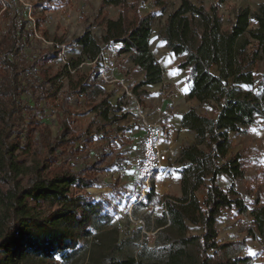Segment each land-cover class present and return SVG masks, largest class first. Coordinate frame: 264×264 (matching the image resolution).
<instances>
[{"label": "trees", "instance_id": "16d2710c", "mask_svg": "<svg viewBox=\"0 0 264 264\" xmlns=\"http://www.w3.org/2000/svg\"><path fill=\"white\" fill-rule=\"evenodd\" d=\"M65 1L36 0L29 6L20 0H0L7 22L5 35H0V264H57V258L62 264H72L84 249L81 242L90 238L88 264H249V257L229 256L233 242L219 241L217 224L224 208H245L242 199L232 198L237 192L222 186L220 177L244 178L241 154L228 157L232 134H245L264 113V93L259 96L242 87L255 82L251 66L264 57V0L252 14L255 28H250V16L240 8L231 27L225 29L217 6L208 10L192 0H181L167 14L160 38L169 51L183 56L178 68L188 70L187 98L202 104L214 102L218 110L210 116L192 108L183 116L182 125L194 131L195 141L181 153L182 194L161 195L152 185L145 196L148 202L165 207L156 219L151 260L142 252L127 253L118 229L107 227L113 219L108 204L81 193L104 184L99 174L127 167L126 153H114L117 144L109 136V126L131 113L127 94L113 104L110 99L115 90L105 92L94 78L89 81L84 74H71V68L78 72L76 61L64 65L63 72H39L42 63L61 58L63 39L45 46L42 39L50 38L43 27L45 15L35 16L34 11ZM147 1L139 0V4ZM157 5L166 11V3ZM110 6L119 7V15L103 18L99 38L86 28L73 42L82 47L84 59L95 62L103 60L113 46L119 55L129 54L135 67L144 70V78L132 88L142 99L149 95L145 86L159 83L164 73L151 49L157 15L142 14L140 6L130 0H102L99 13ZM252 40L256 47L249 53ZM65 77L69 89L53 104ZM69 93L85 97L95 112L80 133L71 126L74 108ZM97 117L104 122L94 128ZM130 128L116 127L119 131ZM95 136L108 139L101 154L80 164L69 163L86 151ZM202 189L207 192L200 200L197 192ZM252 214L264 235V206ZM190 225L202 231L191 234Z\"/></svg>", "mask_w": 264, "mask_h": 264}, {"label": "rangeland", "instance_id": "374dc122", "mask_svg": "<svg viewBox=\"0 0 264 264\" xmlns=\"http://www.w3.org/2000/svg\"><path fill=\"white\" fill-rule=\"evenodd\" d=\"M23 4L33 6L36 0H20ZM181 0H148L139 4V0H130V4H137L142 14L149 12L156 13L154 28L151 38V45H155L161 36L167 14L177 8ZM197 4H203L208 10L212 6L219 8V13L223 18V26L229 29L235 18L238 9H243L250 16V28L257 27V22L252 14L257 11L262 0H192ZM157 2L166 3V11L162 12ZM100 0H66L62 5L51 4L48 10L41 6L35 9V16L45 15L43 27L48 31L49 40L42 39L45 46L52 47L58 39L62 38V55L61 58L55 59L48 63H42L39 72L42 74L46 71L63 72V66L76 61L78 72L71 68V74L77 76L84 74L88 80L95 79L103 90H109L110 84H115V90L125 92L126 87L129 90L143 79L142 72L139 68H129L131 57L129 54L119 55L117 46H113L105 51L103 60L95 62L82 57V47L73 42V38L83 33L86 28H91L96 37L103 34L101 22L103 18H111L110 15H119V7L105 9L99 13ZM0 8V35H5L7 31V22L2 15ZM133 12H130L132 15ZM33 15L32 17L35 18ZM118 17V16H117ZM59 46V45H58ZM256 47L255 41L248 46V52L251 53ZM178 68V65H176ZM251 69L255 75V82L252 85H243L244 90H252L256 95L263 96L264 93V57L259 59ZM212 71H216L213 66ZM187 79V76H186ZM64 87L59 97L55 100L56 104L62 98V91L69 89V81L65 77ZM74 113L71 116V126L75 133L85 131L90 122L95 117V112L90 110L86 104V98L69 93ZM97 100L100 96L96 97ZM146 96L139 99L141 103L146 104ZM116 102L117 97L110 99ZM214 102L205 104L201 103L198 108L200 113L215 116L217 107ZM51 104V103H49ZM129 105L131 113L127 118L116 122L109 127L112 128V140L117 144L113 149L126 153L124 163L125 169L115 171H105L100 175L104 180L101 187H92L82 190L81 193L90 194L94 200L103 199L107 204V211L113 217L107 227L118 229L119 238L125 245L126 252L129 254H144L146 260L154 258L152 249L156 246L158 229L156 219L162 216L165 211L163 204L156 205L145 199L152 185L155 186L156 192L161 195L180 196L182 194L180 187L181 174L178 170L182 167L181 156H171L167 166L150 180L147 189L138 185L136 178V162L141 153V127L136 120L137 112ZM56 110V107H54ZM113 115V114H112ZM101 117H97L94 128L103 123ZM118 126L131 127L127 131H119ZM108 139H98L88 144L86 151L81 153L76 159L69 163L80 164L82 161L95 159L97 154L105 148V142ZM233 147L228 157L231 158L240 153L243 161L245 176L243 179H231L227 175H222L220 181L222 186L232 193V198H239L244 201L245 208L237 206L226 207L219 218L217 227L219 230L218 239L221 243L233 242L229 250L231 257H249V264H264V235L260 233L254 222L252 211L260 206H264V113L259 115L257 121L252 126L247 127V132L243 135L234 137L232 134ZM111 148H114L111 147ZM30 163V158H29ZM74 169L75 166H72ZM28 180V177L26 178ZM77 191V190H75ZM207 190L202 189L197 192L200 200H203ZM259 200V204L256 201ZM94 232L98 229L93 228ZM202 230L198 226L190 225V233L197 234ZM84 247L80 252L77 260L72 264H88V251L91 247V238L88 241H82ZM87 246V247H85ZM57 264H62L57 258Z\"/></svg>", "mask_w": 264, "mask_h": 264}, {"label": "crops", "instance_id": "0c3cea01", "mask_svg": "<svg viewBox=\"0 0 264 264\" xmlns=\"http://www.w3.org/2000/svg\"><path fill=\"white\" fill-rule=\"evenodd\" d=\"M101 1L102 0H100V2ZM109 8L113 9L116 8V6H110ZM117 16L118 15H110L111 18H117ZM152 35L154 37V33ZM157 40L158 42L155 45H151V49L156 60L162 65L164 73L159 83L145 86V89L149 91V95L146 96V104H143V106L152 111V117L156 118L162 116L167 120L168 138L165 147L169 154V158H171L172 154L181 156L182 149L190 146L195 141L194 131L184 127L182 125V120L184 114L192 108H195L199 112L198 108L201 103L196 99L187 98L189 83L186 76L188 75V70L176 68V65L183 59V56H176L173 52L169 51L160 37H157ZM123 55L124 54H122V56ZM128 67L136 68L132 59ZM140 70L144 78V70ZM109 87L108 91L115 90V84H110ZM124 94L125 92L116 91L114 96L118 99ZM127 100L135 111L134 102L128 98ZM116 102L112 103L115 104ZM136 120L138 121V118ZM233 136L236 137L234 134Z\"/></svg>", "mask_w": 264, "mask_h": 264}, {"label": "built area", "instance_id": "2783aa9c", "mask_svg": "<svg viewBox=\"0 0 264 264\" xmlns=\"http://www.w3.org/2000/svg\"><path fill=\"white\" fill-rule=\"evenodd\" d=\"M125 93L127 98L134 102L142 130L141 153L135 167L138 185L147 189L150 180L167 166L170 159L165 147L168 138V123L162 116L152 117V111L143 106L132 90L126 87Z\"/></svg>", "mask_w": 264, "mask_h": 264}]
</instances>
